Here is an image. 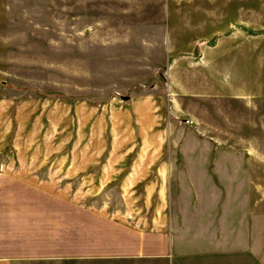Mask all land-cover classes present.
<instances>
[{"label": "rangeland", "instance_id": "obj_1", "mask_svg": "<svg viewBox=\"0 0 264 264\" xmlns=\"http://www.w3.org/2000/svg\"><path fill=\"white\" fill-rule=\"evenodd\" d=\"M0 101L6 150L106 165L76 197L182 219L186 260L264 264V0H0Z\"/></svg>", "mask_w": 264, "mask_h": 264}, {"label": "crops", "instance_id": "obj_2", "mask_svg": "<svg viewBox=\"0 0 264 264\" xmlns=\"http://www.w3.org/2000/svg\"><path fill=\"white\" fill-rule=\"evenodd\" d=\"M3 107L0 116L9 119H0V264H199L184 259L194 247L190 240L195 233L186 231L182 219L176 221L181 234L176 237L170 217L161 219L149 208L113 211L101 203V189L76 197L74 187L81 179H90L94 185L110 184H101L106 165L101 164L98 172L91 171L96 163L74 172L72 164L53 161L63 148L44 155L28 147L15 160L21 151H8L6 144L14 140L13 132L19 126L14 121L19 104L10 101ZM133 164L137 166L129 164L125 173L136 179L131 186L140 179L132 170L154 168L150 163L134 168ZM186 245L188 251L183 248Z\"/></svg>", "mask_w": 264, "mask_h": 264}, {"label": "water", "instance_id": "obj_3", "mask_svg": "<svg viewBox=\"0 0 264 264\" xmlns=\"http://www.w3.org/2000/svg\"><path fill=\"white\" fill-rule=\"evenodd\" d=\"M183 122H190L188 119H182Z\"/></svg>", "mask_w": 264, "mask_h": 264}]
</instances>
